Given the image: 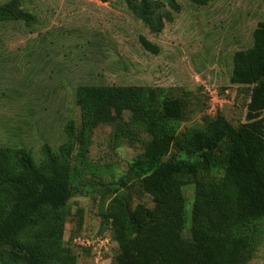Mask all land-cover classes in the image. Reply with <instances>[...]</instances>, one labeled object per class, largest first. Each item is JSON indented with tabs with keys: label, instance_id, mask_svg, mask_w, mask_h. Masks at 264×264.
I'll return each instance as SVG.
<instances>
[{
	"label": "rangeland",
	"instance_id": "374dc122",
	"mask_svg": "<svg viewBox=\"0 0 264 264\" xmlns=\"http://www.w3.org/2000/svg\"><path fill=\"white\" fill-rule=\"evenodd\" d=\"M11 1L19 17L0 20V179L17 174L22 154L35 166L48 152L56 156L69 168L71 188L61 209L62 249L75 264H119L122 253L110 220L104 219L110 199H126L141 222L151 220L156 204L133 184L106 194L102 186L115 182L141 157L147 134L119 106L104 103L93 120L91 99L100 88L112 96L132 86L152 89L155 104L177 99L183 107L180 120L163 125L165 132L178 135L212 117L201 89L205 83L233 92V102L218 111L235 126L245 123L251 86L229 82L232 55L249 48L253 31L264 25V0H174L178 11L166 0H149L172 15L157 34L125 0H0V5ZM140 37L157 52L143 49ZM220 175L221 170L212 167L202 169L198 178L216 181ZM193 191L192 183L181 187L186 221L179 238L196 243L198 233L189 220ZM167 205L165 200L158 216ZM240 228L230 235L200 232L205 264H264V218ZM98 230L110 236L108 253L95 258L73 244L75 237ZM141 241L140 261L159 264L150 245ZM230 244L238 245L244 255L230 261ZM130 261L124 263L133 264Z\"/></svg>",
	"mask_w": 264,
	"mask_h": 264
},
{
	"label": "trees",
	"instance_id": "16d2710c",
	"mask_svg": "<svg viewBox=\"0 0 264 264\" xmlns=\"http://www.w3.org/2000/svg\"><path fill=\"white\" fill-rule=\"evenodd\" d=\"M134 1L125 0L153 34L162 30L164 20L172 18L171 11L161 9L156 2ZM166 1L170 9L178 11L174 0ZM15 17L19 14L13 1L0 5V20ZM252 39L249 48L233 53L229 76L233 86H251L245 123L235 126L217 111L199 128L177 135L165 132L163 125L167 120H180L183 107L177 99L155 104L152 89L134 86L112 96L100 88L91 99L93 120L104 103L119 106L130 112L131 122L141 125L147 134L141 157L115 182L102 186L106 194L133 184L156 204L151 220L141 222L126 199L116 195L110 199L112 212L107 208L104 219L110 220L112 236L121 250L119 264L128 259L134 260L130 261L133 264H150L145 259L141 262L138 255L142 239L159 264H205V253L200 254L203 248L198 244L200 232L235 234L242 225L264 218V25L253 31ZM139 43L143 49L157 52L144 37ZM191 156L196 159L191 160ZM18 163L15 176L0 179V264H75L60 242L61 209L71 197L68 166L49 152L38 166L23 154ZM212 167L221 170L218 180L198 178L202 169ZM189 183L194 187L189 220L194 234L198 233L196 243L179 238L186 221L181 187ZM165 200L166 212L160 217L158 210ZM241 254L244 251L238 245L230 244V261Z\"/></svg>",
	"mask_w": 264,
	"mask_h": 264
},
{
	"label": "built area",
	"instance_id": "2783aa9c",
	"mask_svg": "<svg viewBox=\"0 0 264 264\" xmlns=\"http://www.w3.org/2000/svg\"><path fill=\"white\" fill-rule=\"evenodd\" d=\"M202 93L207 100V113L210 116L215 115L223 104L232 103L234 96L233 92H229L228 89L221 91L215 85L201 84ZM206 113V114H207ZM73 244L78 247L84 248L93 257L98 258L105 253H108L111 246V239L108 233H94L85 234L83 236L75 237Z\"/></svg>",
	"mask_w": 264,
	"mask_h": 264
}]
</instances>
